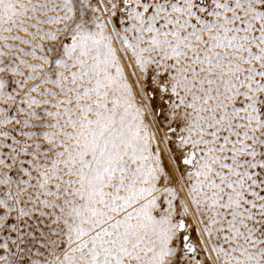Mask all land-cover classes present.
<instances>
[{"label": "snow or ice", "instance_id": "1", "mask_svg": "<svg viewBox=\"0 0 264 264\" xmlns=\"http://www.w3.org/2000/svg\"><path fill=\"white\" fill-rule=\"evenodd\" d=\"M0 264H264V0H0Z\"/></svg>", "mask_w": 264, "mask_h": 264}]
</instances>
